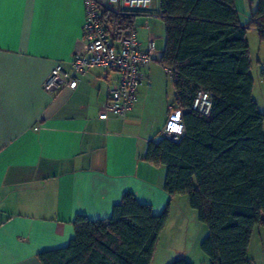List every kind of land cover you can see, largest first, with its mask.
I'll list each match as a JSON object with an SVG mask.
<instances>
[{"label":"crops","instance_id":"1","mask_svg":"<svg viewBox=\"0 0 264 264\" xmlns=\"http://www.w3.org/2000/svg\"><path fill=\"white\" fill-rule=\"evenodd\" d=\"M149 12L161 13L159 0ZM84 20V0H0V264H40L38 253L74 238L76 215L106 220L126 193L154 215L168 211L150 264H170L173 240L182 236L187 244L192 233L198 245L207 230L186 196L163 191L165 167L144 161L175 101L159 63L163 21L136 16L139 49L152 39L156 56L142 71L146 83L133 110L124 119L100 120L118 79L114 71L89 69L73 90H43L56 65L70 71L73 53L83 48ZM186 246L182 259L196 264Z\"/></svg>","mask_w":264,"mask_h":264},{"label":"trees","instance_id":"2","mask_svg":"<svg viewBox=\"0 0 264 264\" xmlns=\"http://www.w3.org/2000/svg\"><path fill=\"white\" fill-rule=\"evenodd\" d=\"M165 46L160 65L170 71L174 104L185 110L178 140L153 137L144 161L165 167L163 191L186 196L207 234L200 250L208 264H252V232L264 230V113L252 97L246 32L264 43V0L250 22L239 21L235 0H159ZM135 13L101 10L108 35L133 28ZM264 82V69L259 71ZM200 90L211 95L208 115L189 111ZM168 211L154 215L131 193L106 220L76 215L64 248L38 253L40 264H150ZM170 264H192L180 259Z\"/></svg>","mask_w":264,"mask_h":264},{"label":"built area","instance_id":"3","mask_svg":"<svg viewBox=\"0 0 264 264\" xmlns=\"http://www.w3.org/2000/svg\"><path fill=\"white\" fill-rule=\"evenodd\" d=\"M153 0H84L85 20L83 23V48L76 49L70 60V71L56 65L43 84V90L55 95L62 89L76 88L79 76L89 69L99 68L118 74L116 84L109 90L108 99L101 107L98 118L108 120L110 116L124 119L137 101L138 89L146 83L143 69L148 67L156 56L154 41L150 39L147 48L139 49L137 34L131 28L126 34L112 38L101 22V10L115 14L135 13L160 18V13H150ZM167 70V69H166ZM167 73L171 75L170 71ZM211 95L203 90L196 93L189 111L208 115ZM185 110L175 104L169 108L168 119L161 135L178 140L184 133L182 116Z\"/></svg>","mask_w":264,"mask_h":264},{"label":"rangeland","instance_id":"4","mask_svg":"<svg viewBox=\"0 0 264 264\" xmlns=\"http://www.w3.org/2000/svg\"><path fill=\"white\" fill-rule=\"evenodd\" d=\"M235 5L241 21L248 24L250 22L251 14L256 10L257 0H235ZM247 42L251 58L250 74L253 78L252 97L258 106V110L261 113H264V82L259 77V71L264 69V43L259 41L258 33L254 29L248 30ZM192 236L191 233L187 244L182 240V236L172 241V250H168L173 258L172 261L182 259L180 253L185 250H183V248L187 245L186 252L191 260L195 261L196 264H208L207 259L200 250V244L197 243L198 245H196ZM249 258H251L253 264H264V230L262 228L257 227L253 232Z\"/></svg>","mask_w":264,"mask_h":264}]
</instances>
